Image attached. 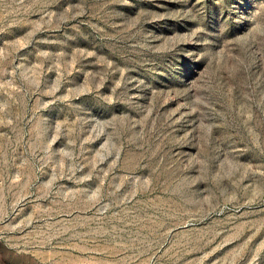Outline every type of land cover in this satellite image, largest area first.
<instances>
[{"label":"rangeland","instance_id":"1","mask_svg":"<svg viewBox=\"0 0 264 264\" xmlns=\"http://www.w3.org/2000/svg\"><path fill=\"white\" fill-rule=\"evenodd\" d=\"M0 264H264V0H0Z\"/></svg>","mask_w":264,"mask_h":264}]
</instances>
